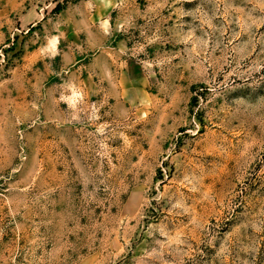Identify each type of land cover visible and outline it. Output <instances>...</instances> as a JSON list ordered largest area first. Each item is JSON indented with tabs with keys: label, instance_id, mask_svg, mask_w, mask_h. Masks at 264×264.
Wrapping results in <instances>:
<instances>
[{
	"label": "rangeland",
	"instance_id": "rangeland-1",
	"mask_svg": "<svg viewBox=\"0 0 264 264\" xmlns=\"http://www.w3.org/2000/svg\"><path fill=\"white\" fill-rule=\"evenodd\" d=\"M0 264H264V0H0Z\"/></svg>",
	"mask_w": 264,
	"mask_h": 264
}]
</instances>
